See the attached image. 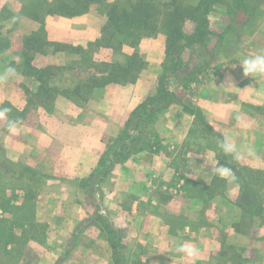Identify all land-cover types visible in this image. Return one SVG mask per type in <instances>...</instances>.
<instances>
[{"label":"rangeland","instance_id":"374dc122","mask_svg":"<svg viewBox=\"0 0 264 264\" xmlns=\"http://www.w3.org/2000/svg\"><path fill=\"white\" fill-rule=\"evenodd\" d=\"M4 1L0 6L6 5ZM252 4L253 10L243 15L229 13L220 3L211 8L209 34L203 44L183 51L181 75L170 82L179 101L169 107L178 105L188 117L170 121L159 118L169 107L160 112L153 125L160 137L156 150L131 154L114 163L106 176L102 174L106 164L100 160L111 159L107 139L123 129L163 72L165 44L160 53V34L142 37L135 48L126 44L119 51L105 48L116 61H124L134 50L140 53L144 64L135 81L110 84L125 86L143 72L157 74L146 93L143 87L131 85L125 91L117 86L105 97L106 85L84 101L59 95L42 105L30 82L19 85L14 76L0 83V108H8L6 102L17 110L26 107L17 121L10 107L0 118V264H264V81L258 84L243 76L237 60L264 46V1ZM8 11L3 24L9 47L0 54V73L12 66L23 74L22 53L13 47L33 32H39L36 37L45 43L42 50L64 54L61 65L50 67L49 85L71 87L97 73L89 68V52L48 41L43 25L21 37L19 30L25 25ZM88 12L101 20V28L104 14L98 6ZM184 30L192 33L193 23L187 21ZM156 60L160 63L153 68ZM229 78L233 86L225 85ZM234 107L260 125L244 138L255 145L259 159L236 164L219 148L216 129L234 136L239 131L234 118L213 126L211 114ZM9 120L16 121L15 131H9ZM157 120L175 131L184 125L189 133L182 142L170 143L159 132ZM192 150L202 153L208 166L219 161L231 167L237 179L221 178L212 170L207 184L191 179L185 154ZM235 192L236 196L229 195ZM178 243L197 246L198 258L192 261L175 253Z\"/></svg>","mask_w":264,"mask_h":264},{"label":"trees","instance_id":"16d2710c","mask_svg":"<svg viewBox=\"0 0 264 264\" xmlns=\"http://www.w3.org/2000/svg\"><path fill=\"white\" fill-rule=\"evenodd\" d=\"M253 1L260 4L264 0H198L191 4L179 0H22L21 13L39 22H43L44 18L51 14L82 15L94 5H97L104 14V23L94 41L88 42L85 46H65L81 53L89 52V68H93L97 73H90L87 78L78 79L71 87L49 85L47 77L51 75L50 67L35 68L31 65L34 53L47 51L40 48L45 43L36 37L39 32H33L30 36L24 37L23 41L21 52L23 74L33 77L37 82L33 95L42 100V105L51 103L59 95L73 102L84 101L97 88L110 83L126 84L135 81L144 64L137 50L126 56L122 62L95 60L94 52L99 48L119 51L125 44L135 48L144 36L157 34L162 36L167 60L163 65V72L158 77L156 87L131 111L123 129L117 136L107 139L106 150L111 159L100 160L102 165L106 164L102 171L106 176L114 163L123 162L136 152L143 150L151 152L158 147L160 137L153 128L154 120L170 104L179 101L171 89L170 82L181 75L183 51L194 44H203L209 34L208 14L211 8L220 3L229 13L243 15L248 9L253 10ZM8 13L7 5H1L0 54L9 47L7 31L3 24V20L8 18ZM187 21L193 23L192 33L184 30ZM41 31L44 32V29L41 28ZM26 49L31 50L32 54ZM87 61L88 59L83 56V63ZM186 84H182V88H186ZM6 103L4 105L10 107L12 115L17 117L16 121L26 111V107L17 110ZM186 109L190 113H195L193 108Z\"/></svg>","mask_w":264,"mask_h":264},{"label":"crops","instance_id":"0c3cea01","mask_svg":"<svg viewBox=\"0 0 264 264\" xmlns=\"http://www.w3.org/2000/svg\"><path fill=\"white\" fill-rule=\"evenodd\" d=\"M4 1V0H3ZM7 5L8 8L11 9L13 14L17 15L18 21L22 22L25 27L19 30V33H21V37L25 34L31 33L33 31L38 30L42 25L47 33L48 41L50 42H65L68 44H71L73 46L81 45L84 46L88 42L94 41L97 36H99L100 33V24L101 20H99L95 15L91 12H87V14L83 15H77V16H63L58 14H51L47 15L43 22H39L37 20H34L32 18H29L25 16L23 13H21V3L22 0H5L3 2ZM93 17L96 18V22L91 20ZM160 39V40H159ZM158 47L159 51L161 46V43L164 45L163 38L161 36L158 37ZM126 47V46H125ZM140 47V46H139ZM14 52L21 53L23 49V43L20 42L19 45L13 47ZM125 48L123 47V50ZM161 53V51H160ZM63 52L60 51H53V50H47L45 53H34L31 58V65L35 68H45V67H51V66H59L62 64L63 60ZM94 58L95 60H103V61H116L112 55L113 53L107 52V49L105 48H99L96 52H94ZM160 59V57H159ZM119 62H122V60H119ZM147 61H149V58H147ZM2 62V61H1ZM4 63V62H2ZM158 63H160V60H156L153 63V68H155ZM9 64L8 61L4 63V65ZM2 65V64H1ZM2 67V66H1ZM5 67V66H4ZM3 68V67H2ZM15 76L17 77V84L22 85V83L27 84L28 82L31 83V89L35 91V82L33 77H27L23 74L16 73ZM151 77V78H150ZM157 77V74L155 77L153 76H146V73H141V77L137 79V81L133 84H128L125 86H119L120 88L124 89L126 87H129L132 85L133 89H140L143 87V90H145V93L147 92L148 87L150 88L152 84L155 83V78ZM151 84V85H150ZM113 84L107 85L105 89L106 96L110 97V93L114 90L113 87H117ZM145 87V88H144ZM152 88V87H151ZM129 89V88H127ZM117 91V90H115ZM126 91V90H125ZM0 92L3 93V89H0ZM144 92V91H143ZM4 96H7V94L4 93ZM66 103H69L67 100H65ZM165 114V115H164ZM165 117V119L172 120V119H186L188 117V114H186L181 108H179L178 105H171L169 109L166 111V113H163L160 115L159 118ZM190 117V116H189ZM177 121L176 124L177 125ZM157 126L158 130L161 133L162 136L166 137V139H170V143L174 142H182L185 140L186 136L188 135L189 131L186 129V126H181V129L179 131H175V129H171L170 127L166 128L161 125V121L157 120ZM188 148H184V151ZM196 150H192L193 153H186V165L189 166V176L191 179L203 182L205 184L209 183L212 179L211 169L208 165H206V162H204L202 159V153H195ZM121 165L120 167H122ZM192 167L195 168L193 171ZM115 168L114 170H116ZM188 176V177H189ZM226 194V193H225ZM236 196V192L229 194ZM78 211V210H76Z\"/></svg>","mask_w":264,"mask_h":264},{"label":"clouds","instance_id":"9594fccd","mask_svg":"<svg viewBox=\"0 0 264 264\" xmlns=\"http://www.w3.org/2000/svg\"><path fill=\"white\" fill-rule=\"evenodd\" d=\"M237 60L242 68L243 76L253 78L258 84H260L261 81H264V46H261L254 53L246 54ZM15 74V67H7L3 73H0V83L7 82L10 78L14 77ZM225 85L233 86L230 78ZM9 111L10 109L8 108H0V118H5ZM232 114H234V117ZM231 118L235 119L239 135L234 136L228 131H224L222 128L216 129L220 137L219 148L221 152L226 157H230L232 162L236 164L259 159L260 153L255 145L246 142L244 138L250 137L256 131L260 130V125L257 122L246 118L240 112L239 108L234 107L230 110L224 108L214 109L209 122L215 126L217 123H223L225 119ZM7 127L9 131H15L16 121L9 120ZM204 159L207 158L205 157ZM209 167L221 178L231 179L233 181L237 179L235 171L231 167L221 165L219 161H213ZM174 251L175 253L186 257L188 260L194 261L198 258L200 250L192 243H178L174 246Z\"/></svg>","mask_w":264,"mask_h":264}]
</instances>
